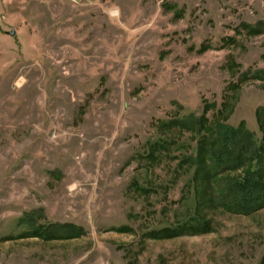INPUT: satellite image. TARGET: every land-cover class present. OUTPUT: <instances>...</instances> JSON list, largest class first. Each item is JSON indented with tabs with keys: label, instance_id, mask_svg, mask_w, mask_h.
<instances>
[{
	"label": "rangeland",
	"instance_id": "374dc122",
	"mask_svg": "<svg viewBox=\"0 0 264 264\" xmlns=\"http://www.w3.org/2000/svg\"><path fill=\"white\" fill-rule=\"evenodd\" d=\"M259 72L264 0H0V264H264V208L209 202L164 126L261 137Z\"/></svg>",
	"mask_w": 264,
	"mask_h": 264
},
{
	"label": "trees",
	"instance_id": "16d2710c",
	"mask_svg": "<svg viewBox=\"0 0 264 264\" xmlns=\"http://www.w3.org/2000/svg\"><path fill=\"white\" fill-rule=\"evenodd\" d=\"M256 76L264 77V73ZM208 108L201 116L193 114L186 119H173L164 126L190 132L191 139L196 142L197 152L188 156L187 162L196 168L195 179L203 182L205 192L215 193V197L208 194L209 202L216 201V206L230 213L254 214L264 208V107L257 112L261 137L245 122L232 126L225 117L211 120L207 116ZM51 227L45 233L64 237L80 230L71 224ZM189 229L195 233L204 232L209 230V224L195 219Z\"/></svg>",
	"mask_w": 264,
	"mask_h": 264
},
{
	"label": "water",
	"instance_id": "95a60500",
	"mask_svg": "<svg viewBox=\"0 0 264 264\" xmlns=\"http://www.w3.org/2000/svg\"><path fill=\"white\" fill-rule=\"evenodd\" d=\"M77 1H79V0H77ZM10 34H11L12 36H14V35H15V31L10 32Z\"/></svg>",
	"mask_w": 264,
	"mask_h": 264
}]
</instances>
